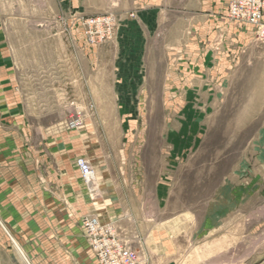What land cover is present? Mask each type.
<instances>
[{
  "label": "rangeland",
  "instance_id": "rangeland-1",
  "mask_svg": "<svg viewBox=\"0 0 264 264\" xmlns=\"http://www.w3.org/2000/svg\"><path fill=\"white\" fill-rule=\"evenodd\" d=\"M65 22L58 19L54 24L56 38L53 35L50 39L44 32L14 36L15 46L25 47L20 49L19 59L30 96L31 121L32 95L39 88L34 70L40 67L34 63L41 59L47 65L42 69H64L61 59L69 57ZM80 32L81 41L91 49L113 41L91 46ZM169 36L172 42L178 35ZM49 41L54 42L52 46ZM112 57V52L107 54V64ZM172 57V50L155 52L154 61H160L158 70L162 69L161 61ZM91 63L84 86L74 65L71 97L42 98L45 109L53 112L42 114V118L56 119L57 133H69L73 142L76 157L67 170L78 173L76 163L83 158L97 175L94 193L79 178L90 202L85 214L77 217L78 211L71 207L65 213L58 211L60 218L68 214L81 227L83 218L90 215L112 223L123 242L137 251L145 264H264V44L255 38L243 49L223 98L201 121L199 141L187 145L185 157L179 161H174L172 147L167 160V151L162 152L159 146L168 121L173 123L178 117L167 112L161 97V73L155 74L151 83L155 96L142 99L139 129H122L120 122L127 116L114 112L116 99L97 96L110 92L112 76L106 74L103 84L97 66ZM55 77L51 82L43 76L40 84L46 89L53 85L65 89L66 83L61 81L65 78ZM76 112L82 114L83 127L69 130L67 122ZM83 137L86 142L90 139L85 147ZM130 139L134 141L132 146ZM4 167H0V264H77L76 254L70 257L71 241L69 260L66 258L67 241L59 238L66 227L55 224V211L34 208L38 204L32 201L38 194H33V186L26 185L33 179L4 176ZM109 174L115 187L105 183ZM37 181L41 184L47 179ZM41 189L50 191L47 185H41ZM111 194L115 200L109 197Z\"/></svg>",
  "mask_w": 264,
  "mask_h": 264
},
{
  "label": "crops",
  "instance_id": "crops-1",
  "mask_svg": "<svg viewBox=\"0 0 264 264\" xmlns=\"http://www.w3.org/2000/svg\"><path fill=\"white\" fill-rule=\"evenodd\" d=\"M228 6L229 0H0V167L5 166L4 176L33 179L26 185L33 186V194H38L32 201L38 204L34 208L55 211V224L66 227L59 238L67 241V260L71 241L74 251L70 257L76 254L77 264H98L81 224L77 226L75 217L68 214L60 218L58 212L65 213L72 207L78 211V217L85 214L90 202L79 185V171L67 170L76 157L69 133L59 135L57 120L42 118L44 113H53L52 109L49 112L45 109L47 105L42 98L68 94L71 97L74 65L84 86L91 61L97 66L98 76L103 77V84L106 74L112 76L110 92L97 96L116 99L114 112L127 116L125 122H120L122 129L135 130L139 129L138 116L143 113L142 99L155 96L151 83L160 72L161 97L165 99L167 112L178 117L173 123L168 121L159 146L162 152L167 151V160L171 147L174 161L182 160L187 145L199 141L202 119L213 113L223 98L243 49L256 38L253 26L228 18ZM107 14L114 15L117 21L113 41L93 49L86 47L81 41L78 20ZM58 19H65L69 29V45L65 44L69 46V57L61 59L64 69L60 73L55 72L57 68L42 69L47 65L41 59L35 61V67H40L34 70V82L39 88L35 86L32 95L35 100L31 121L30 96L24 86L19 59L24 46H15L14 36L44 32L50 39L53 35L56 38L54 24ZM20 26L21 29L17 28ZM170 33L178 35L172 42ZM53 43L47 42L50 46ZM39 48L42 49L41 45ZM159 50L173 51L172 59L161 61V70L157 67L160 61L153 58ZM110 52L113 57L107 64L106 56ZM55 75L58 79L65 78L61 81L66 83V88L59 89L58 85L43 88L42 80L47 78L52 82ZM130 141L132 146L134 141ZM82 142L85 147L90 139L86 142L83 137ZM107 176V186L115 187L112 175ZM37 178L47 181L40 184ZM41 185L49 186L50 191L42 190ZM109 197L115 200L114 194Z\"/></svg>",
  "mask_w": 264,
  "mask_h": 264
},
{
  "label": "built area",
  "instance_id": "built-area-1",
  "mask_svg": "<svg viewBox=\"0 0 264 264\" xmlns=\"http://www.w3.org/2000/svg\"><path fill=\"white\" fill-rule=\"evenodd\" d=\"M228 18L240 24L253 26L256 29L257 41L264 44V0H229ZM78 21L86 42L91 46L111 42L115 36L117 22L112 14L83 17ZM81 127L82 114L76 112V116L67 122V129ZM76 165L84 184L91 193H94L97 183L94 167L83 158L78 159ZM82 227L99 264H145L141 255L123 242L112 223L90 215L83 218Z\"/></svg>",
  "mask_w": 264,
  "mask_h": 264
},
{
  "label": "bare ground",
  "instance_id": "bare-ground-1",
  "mask_svg": "<svg viewBox=\"0 0 264 264\" xmlns=\"http://www.w3.org/2000/svg\"><path fill=\"white\" fill-rule=\"evenodd\" d=\"M14 243H15V246H16V248L18 249V251H19V253L21 254V256L28 262V260H27V258H26V256H25V254L23 253V251L20 249V247H19V245L17 244V242L16 241H14ZM29 263V262H28ZM211 264V263H210ZM242 264V263H241Z\"/></svg>",
  "mask_w": 264,
  "mask_h": 264
}]
</instances>
